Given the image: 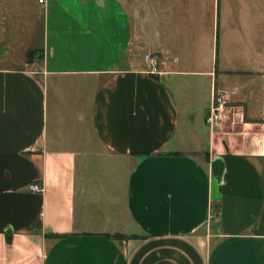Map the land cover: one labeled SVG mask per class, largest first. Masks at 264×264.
I'll return each mask as SVG.
<instances>
[{
  "label": "crops",
  "instance_id": "crops-1",
  "mask_svg": "<svg viewBox=\"0 0 264 264\" xmlns=\"http://www.w3.org/2000/svg\"><path fill=\"white\" fill-rule=\"evenodd\" d=\"M134 1L43 0L39 69L0 68V264H264V61H219L241 0Z\"/></svg>",
  "mask_w": 264,
  "mask_h": 264
},
{
  "label": "rangeland",
  "instance_id": "rangeland-1",
  "mask_svg": "<svg viewBox=\"0 0 264 264\" xmlns=\"http://www.w3.org/2000/svg\"><path fill=\"white\" fill-rule=\"evenodd\" d=\"M142 1V2H141ZM145 0L134 1L132 9L143 7ZM223 49L220 53V65L225 69L235 71L233 76L247 74L250 70L260 67L259 60L264 61V35L258 36V29L264 30V9L255 8L253 2L241 0L230 1L224 8ZM228 20V21H227ZM234 29L233 35L228 34V29ZM262 27V28H258ZM258 28V29H256ZM230 38V40H229ZM234 39V40H233ZM233 40V41H232ZM42 42V9L38 0H0V68L9 69H39L40 58L37 56L36 63L27 62L26 51L38 50ZM259 49V50H257ZM200 59H204V48L198 50ZM231 75V74H229ZM61 129L69 126H59ZM75 126H70L74 128ZM68 131V130H67ZM121 169L112 166L113 175L108 176L116 181L113 186H108L121 195L124 181V170L127 165L120 162ZM119 183V184H118ZM104 212V210H103ZM107 216L106 213H103ZM101 213L92 215L93 219H101ZM100 224V223H97Z\"/></svg>",
  "mask_w": 264,
  "mask_h": 264
},
{
  "label": "built area",
  "instance_id": "built-area-1",
  "mask_svg": "<svg viewBox=\"0 0 264 264\" xmlns=\"http://www.w3.org/2000/svg\"><path fill=\"white\" fill-rule=\"evenodd\" d=\"M43 0H38V2H42ZM148 73L151 75H161L163 71L160 69L159 62L157 56H150L148 59ZM222 108V98L220 96H216L213 98L209 115L207 117V121L210 125H214L216 120L219 118V113ZM215 127V126H210ZM29 189L34 192L41 191V185L38 183L29 184Z\"/></svg>",
  "mask_w": 264,
  "mask_h": 264
},
{
  "label": "trees",
  "instance_id": "trees-1",
  "mask_svg": "<svg viewBox=\"0 0 264 264\" xmlns=\"http://www.w3.org/2000/svg\"><path fill=\"white\" fill-rule=\"evenodd\" d=\"M38 57L40 59H43V49H30V50H27L26 51V60L27 62H32V60L35 58V57ZM109 237H112V238H122V237H125L123 234H120V233H115V234H108Z\"/></svg>",
  "mask_w": 264,
  "mask_h": 264
}]
</instances>
